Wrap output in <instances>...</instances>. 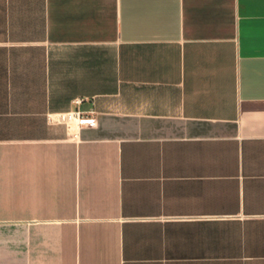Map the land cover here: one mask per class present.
<instances>
[{
  "label": "crops",
  "instance_id": "1",
  "mask_svg": "<svg viewBox=\"0 0 264 264\" xmlns=\"http://www.w3.org/2000/svg\"><path fill=\"white\" fill-rule=\"evenodd\" d=\"M0 264H264V0H0Z\"/></svg>",
  "mask_w": 264,
  "mask_h": 264
},
{
  "label": "built area",
  "instance_id": "2",
  "mask_svg": "<svg viewBox=\"0 0 264 264\" xmlns=\"http://www.w3.org/2000/svg\"><path fill=\"white\" fill-rule=\"evenodd\" d=\"M82 100L77 99L75 101V104H80ZM56 120L58 122H62V123H79L80 121H82V115L79 111H72L69 113H65V114H59L56 117Z\"/></svg>",
  "mask_w": 264,
  "mask_h": 264
}]
</instances>
